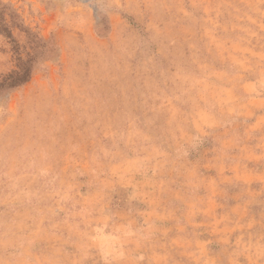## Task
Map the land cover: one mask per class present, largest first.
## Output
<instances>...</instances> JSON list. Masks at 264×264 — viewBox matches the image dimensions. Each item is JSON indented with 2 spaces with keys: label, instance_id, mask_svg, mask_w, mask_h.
I'll use <instances>...</instances> for the list:
<instances>
[{
  "label": "rangeland",
  "instance_id": "obj_1",
  "mask_svg": "<svg viewBox=\"0 0 264 264\" xmlns=\"http://www.w3.org/2000/svg\"><path fill=\"white\" fill-rule=\"evenodd\" d=\"M0 264H264V0H0Z\"/></svg>",
  "mask_w": 264,
  "mask_h": 264
}]
</instances>
